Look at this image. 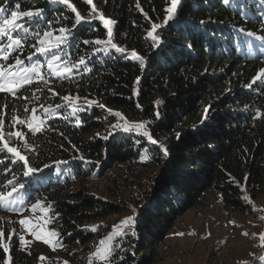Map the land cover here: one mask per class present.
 <instances>
[{"label": "trees", "instance_id": "obj_1", "mask_svg": "<svg viewBox=\"0 0 264 264\" xmlns=\"http://www.w3.org/2000/svg\"><path fill=\"white\" fill-rule=\"evenodd\" d=\"M70 3L90 22L74 26L75 13L50 0H0L9 11L17 4L21 10L44 9L42 17L21 21L29 35L23 49L8 50L9 64L34 51L32 33H42L49 22L54 35L61 27L71 30L67 43L57 49L61 55L87 63V69L79 65L70 77L52 78L47 84L37 80L15 95L0 92L4 140L36 169L25 176L23 162L0 142V192L11 190L9 180L25 185L14 194L23 197L25 209L40 200L51 204L62 245L88 249L99 232L85 228L86 222L123 209L91 194L87 186L70 185L103 176L120 164L157 166L159 172L144 189L133 233L122 240L109 264L156 262L178 218L208 194L219 196L227 210L253 214V201L264 193V82L253 83L264 69V0H230L228 5L223 0H182L166 25L170 0H92L95 14L86 0ZM99 14L112 21V42L125 49L123 54L110 46L106 52L96 51L105 45L94 42L108 39L103 21L91 18ZM3 18L0 15V21ZM153 24L163 25L154 33L159 40L155 45L147 35ZM13 35L25 37L22 30ZM133 50L143 58V66L131 58ZM65 95L97 101L77 113L81 126L74 117L63 118L69 113L64 106L59 109L63 115L47 119L42 132L24 129L22 137L9 135V115H24L41 105H65ZM109 109L142 120L157 144L139 134H97ZM160 145L167 148L166 156ZM144 152L148 160L142 164ZM57 162H66L61 163L63 174ZM2 211L0 207V215ZM0 232L11 237L9 252L0 246V264H6L8 256L10 264H33L34 255L21 248L1 216Z\"/></svg>", "mask_w": 264, "mask_h": 264}, {"label": "rangeland", "instance_id": "obj_2", "mask_svg": "<svg viewBox=\"0 0 264 264\" xmlns=\"http://www.w3.org/2000/svg\"><path fill=\"white\" fill-rule=\"evenodd\" d=\"M54 51L64 58L57 49ZM26 58L24 60L28 61ZM37 59L44 63L48 56L37 55L33 58V60ZM26 63L25 66H30L33 61H28L29 65ZM8 64L7 60H0V65L7 66ZM41 72L45 76L48 75L46 65L41 69ZM72 98L78 105L87 107L85 99ZM35 108L38 109L37 115L43 118L41 106ZM67 109L69 112L71 111L69 107ZM31 115V111L24 115L21 113L9 115L5 121L6 128L13 133L23 132L24 129L29 131L26 124L18 123L13 117L29 119ZM121 115L123 120L111 115L108 110L105 111L103 113L106 118L104 126L95 132L100 134L106 131L113 135L126 133L112 127L118 120L120 123L127 121L129 125L144 124L142 120L127 118L122 113ZM127 133L138 134L135 129ZM147 160V154L144 152L140 161L144 164ZM57 165L58 172L63 174V164L57 162ZM144 167L143 165L120 164L109 168L103 176L96 175L91 179L73 182L70 185L72 189L87 186L91 194L116 203L123 209L121 213L111 214L104 219L86 222L85 228L92 231L95 226V232L100 233L95 237L96 242L88 249L63 246L60 234L53 238V243L56 244L53 249L42 239L32 235V231L40 232L41 229H43V233L49 231L59 233L56 219L52 216L51 204L44 200L39 201L41 208L32 209L30 206L22 213L3 208L0 216L6 220L7 225L11 226V236L16 235L18 239L21 235L25 237L27 243H21L19 239L20 246L25 252L34 255L33 264H65V262L67 264H88L91 253L96 251L99 241L113 231V225L119 224L121 220L129 216L134 217L135 223L139 206L145 202L142 200L144 189L149 186L159 172L157 166L152 165L148 169ZM253 207V214L230 211L223 206L219 196L206 195L199 206L186 211L178 218L161 244L159 259L153 264H264V240L260 239L261 234H264V193L253 201ZM21 219H28L33 227L26 228L19 223ZM134 223L121 226L122 232L127 234L115 237L112 241V253L117 249V244L121 247L122 240L128 234L133 233ZM245 232L249 235H243ZM43 233L41 234L43 235ZM10 238L2 236L0 239L1 245H7V252L11 245ZM41 256L45 259H40ZM111 256L112 254L106 261L91 257L92 264H109ZM6 264H10L9 256Z\"/></svg>", "mask_w": 264, "mask_h": 264}, {"label": "snow or ice", "instance_id": "obj_3", "mask_svg": "<svg viewBox=\"0 0 264 264\" xmlns=\"http://www.w3.org/2000/svg\"><path fill=\"white\" fill-rule=\"evenodd\" d=\"M50 2L53 3H61L66 4L73 13H75V21L74 26L81 24L82 22H90V20H86L84 16L81 15L79 11H77L76 7L70 3V0H50ZM86 2L90 5H92V13L95 14L97 12V9L95 8V5L92 3V0H86ZM182 3V0H170V6L166 9V17L164 20V24L166 25L169 21L173 20L175 17V14L177 12L178 6ZM223 3L225 5H228L230 3V0H223ZM137 7L139 8L140 5L137 4ZM44 14V9H35V10H21V6L17 4L15 6V10L9 11L7 8L0 6V15H3L4 18L2 21H0V40L6 39L8 42L7 44H0V60H7L10 57L9 49H12L13 51L17 48L23 49V40L29 35V29L24 26V24L21 22L25 19L28 21L36 20L40 17H42ZM92 19L99 18L103 21L104 27L108 29V39L107 41L102 40H96L94 43L97 46L105 45V47H97L96 51H107L108 46H110L112 49H115V51L124 53L125 49L118 47L115 43L112 42V29L110 27V24L112 21L105 19L103 14L92 15ZM163 25L153 24L151 31L147 33L148 37L151 38L153 44H158V36L154 35V33L162 27ZM22 30L25 33V37H19L14 36L13 33L16 31ZM70 29L61 27L58 29L59 35H54L53 31L51 30V22H49V28L41 32H35L32 33V36L34 39H36L37 43L33 45L34 51L27 56L28 61H33V63L30 66H25V60L20 58L19 56L15 58L14 64H8L7 66L0 65V92H6L11 93L13 95L16 94V90L23 88L27 85L32 84L34 81H43L45 84L48 83V81L52 78H67L70 77L74 70L78 69L79 65H83L85 69H87V63L84 58H80L77 62H72L70 60L62 58L59 54H57L54 49H60L62 44L67 43V34H70ZM249 35H253V33H249ZM85 44L90 43L89 41H84ZM37 55L39 56H48V59L41 63L38 59L33 60L34 57ZM131 58L134 60H139L141 66H143V58L138 56L136 51H132L130 53ZM47 66L48 69V75L45 76L41 69L43 67ZM257 80H260L261 82H264V69L261 70V72L258 74L256 78H254L253 83H256ZM137 83H139V79L137 80ZM251 87V85H249ZM39 91V89H38ZM49 91H51L49 89ZM35 95V94H33ZM37 99H39L37 97ZM63 101L65 102V105L57 104L55 107H48L44 108L43 105H41V108L43 109V118L37 115L38 109L32 108L31 112L32 115L29 119H20L19 117H13L15 121H17L20 124H26L27 128L31 133H40L43 130V125L46 123L47 119L52 118L53 116L63 115L62 113H59V109H61L64 106H67L71 109V111L68 113L67 116H63L64 119H68L69 117L75 118V125L77 127L81 126V121L77 116V113L85 111V106L78 105L75 103L72 97L65 95L62 97ZM75 99H79V97H76ZM93 104H97V101L95 100H86V106L90 108ZM100 107H104V105H99ZM28 109L25 108V112H27ZM109 113L117 118H120V120H123L121 113L119 111H113L108 110ZM259 114L258 113V117ZM114 128H118L123 132H131L134 129L137 130L139 135L147 137V139L153 143L157 144V141L153 139L152 135L145 129V126L143 123H134L129 125L127 121H124V123H120L119 120L116 124L112 125ZM9 135H15L16 137H22L23 133L20 131H16L14 133L10 132ZM107 139V137H104ZM0 142L3 143V147L7 149L9 153H12L16 158H18L19 161L23 162V166L26 169L24 172V175L27 176L30 173H33L36 171V169L32 168L29 164V160L26 156L22 155L17 148L15 147H9L8 143L4 140L3 132H2V121H0ZM160 150L164 153L166 156L167 148L164 145H160ZM79 159H83V157H79ZM15 162V161H14ZM66 163V162H61ZM8 184L11 185V190L6 192H0V207H3L9 211H14L18 213H22L25 210V204L24 199L22 196H14V194L21 192L25 185L19 184L18 186L13 184L11 180L8 181ZM41 204L39 201H37L35 204L31 205L32 209L41 208ZM20 224L24 225L26 228L31 229L33 226L31 225L30 221L28 219H21L19 221ZM134 223V217L129 216L125 219L121 220L119 224L113 225V231L108 234L107 237L101 239L99 241V245L96 248V251L91 253V256L89 258L88 264H92V258L91 257H97L100 260H108L109 256L112 254V241L117 236L126 235L127 233H123L121 226H128L130 224ZM234 223V222H233ZM92 231H96V227L94 226L92 228ZM43 229H41L40 232L32 231V235L36 236L39 239H42L45 244L50 245L53 249H55L56 244L53 243V238L58 237L59 233L56 231H49L46 233H43ZM3 233L0 232V236H2ZM243 235H249V233L245 232ZM21 243L26 244L27 241L25 240V237L21 235L19 237ZM261 240H264V234H261L260 236ZM4 247V250L7 251V245H0ZM62 246V245H61ZM116 247H120L119 244L116 245ZM40 259H45V257L41 256ZM67 264V262H65Z\"/></svg>", "mask_w": 264, "mask_h": 264}]
</instances>
